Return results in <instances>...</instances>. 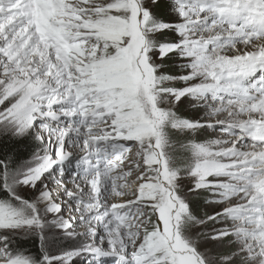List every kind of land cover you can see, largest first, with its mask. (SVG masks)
Instances as JSON below:
<instances>
[{"label":"snow or ice","instance_id":"snow-or-ice-1","mask_svg":"<svg viewBox=\"0 0 264 264\" xmlns=\"http://www.w3.org/2000/svg\"><path fill=\"white\" fill-rule=\"evenodd\" d=\"M109 259L264 264V0H0V264Z\"/></svg>","mask_w":264,"mask_h":264},{"label":"trees","instance_id":"trees-1","mask_svg":"<svg viewBox=\"0 0 264 264\" xmlns=\"http://www.w3.org/2000/svg\"><path fill=\"white\" fill-rule=\"evenodd\" d=\"M26 247L33 249L34 251L36 250V248H38V244L34 245L32 242H29Z\"/></svg>","mask_w":264,"mask_h":264},{"label":"rangeland","instance_id":"rangeland-1","mask_svg":"<svg viewBox=\"0 0 264 264\" xmlns=\"http://www.w3.org/2000/svg\"><path fill=\"white\" fill-rule=\"evenodd\" d=\"M64 244H65V242L64 241H61V246H63ZM106 264H112L111 260L110 259L107 260L106 261Z\"/></svg>","mask_w":264,"mask_h":264}]
</instances>
